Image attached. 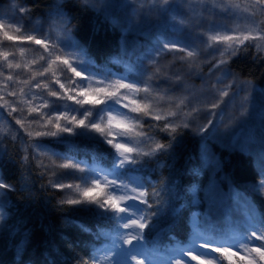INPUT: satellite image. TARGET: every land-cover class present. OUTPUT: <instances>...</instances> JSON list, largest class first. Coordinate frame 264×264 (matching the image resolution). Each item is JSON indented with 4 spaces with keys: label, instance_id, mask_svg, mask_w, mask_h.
<instances>
[{
    "label": "rangeland",
    "instance_id": "obj_1",
    "mask_svg": "<svg viewBox=\"0 0 264 264\" xmlns=\"http://www.w3.org/2000/svg\"><path fill=\"white\" fill-rule=\"evenodd\" d=\"M63 1L57 0V5ZM180 3L185 14L175 16V20H172L154 11L155 7H159L156 0H89V5L107 17L121 33L122 29H130L126 37L127 51L118 63L125 71L112 80L102 78L93 72L84 46L76 41L71 29L66 31L67 18L60 11L58 14L53 13L55 15L46 23L43 30L36 24L27 28L23 35L39 36L49 42V53L43 55L48 56V70L41 74H44L43 87L45 84L50 87H44L45 92L39 90V93H36L37 88L32 84L29 91V97L34 98L31 108H36L38 112L44 111L43 114H46L49 108L54 109L51 114L54 118L52 123L42 130L55 131L56 123L64 127L71 122L73 131L55 136V142H68L71 137L78 135L100 139L106 143L111 139L113 143L108 144L119 153L116 170H121L129 162L121 166L120 161L124 159L121 155L123 150L116 148V144H126L135 149L136 151L132 153L124 154L130 158L134 154L137 155V152L145 153L154 149L153 140L142 130L144 120L159 115L177 126L188 122L193 127H199L206 124L209 112H212L213 116L210 118L213 124L206 133L197 135L201 143H207L211 152L220 161L221 151L242 150L254 157L258 168L264 166V88L244 80L229 67V61L246 46L264 55V9L256 7L255 0H180ZM13 17L20 21L14 6L9 11L0 13V18H4L6 24ZM181 20L183 24L179 23ZM20 23L22 24V21ZM5 30L10 35H22L13 28L6 27L3 32ZM226 35L232 36L233 40H212L213 36ZM245 36L248 37L247 40L243 39ZM165 43H176L177 47L172 50L162 49ZM21 48L24 52L21 53V49L14 52V62L27 63L31 62V58L44 61L33 47L29 48V51L25 50L26 46ZM58 48L64 50L59 51ZM189 51L194 54L188 56ZM57 56L68 58L73 66L82 72V76L87 78L86 81L82 82V78L75 77L70 70L64 72L65 66L56 61ZM220 60L226 63L219 68H213L212 65L218 64ZM50 73L56 80L64 83L68 91L60 89L59 84L53 85ZM118 82L133 84L134 88H120ZM101 87L106 91L117 92L121 97V103L115 104L102 93L98 95L105 102L100 105H80L68 98L75 96L77 100L83 99L79 95L81 90L93 92ZM54 90L59 91L58 97L50 95ZM224 91L228 92L227 96L223 95ZM8 92L4 86L1 87L0 95H7ZM134 100L138 103L133 104ZM124 104L129 107L124 108ZM213 104L217 107L213 108ZM133 107L141 108L146 114L131 112ZM86 110L92 115L85 119V125H88L89 120L98 123L105 129L107 135L96 132L90 126L78 125L77 122L84 119L81 115ZM73 116L76 117V121H72ZM216 126L219 127V131H214ZM202 137L208 139L203 141ZM233 141L235 148L230 150L228 146ZM34 146H38V151L43 155L41 157L48 170L46 172H49V178L56 179L64 185H73L70 189L60 188L66 199H79L82 201L80 205L90 206L101 214L115 213L110 209L100 208L97 204L86 202L82 195L85 188L94 187V181L99 179L103 192L97 190V194L105 198L114 195L119 206L127 208L125 213H115L119 218L122 232L114 237L112 245L97 258L101 264H109V260H112L113 264H137L141 259L144 264H176L177 261L199 264V261H191L186 255L188 252L201 254V259L205 262L213 260L217 264V255L221 253L213 252L211 248L231 247L233 251H239L240 255L247 256L245 244L249 248L264 244V241L250 240L251 232L256 231L258 235L259 232H264V220L248 199L239 197L225 201L218 195L215 204L212 206L208 204L207 215L201 223L203 231L195 236L188 246L170 251L167 257L156 260L148 258L142 240L138 242L134 240L132 245H127L119 239L121 235L135 231L132 228H123L122 225L129 220L136 218L140 222L148 223V226L152 221L149 207L140 201L127 198L137 195L130 191L131 188H137L138 192L142 191V188L118 181L114 172L107 173L67 156L60 159L55 151L48 150V147L39 143ZM68 163L77 164L79 167L67 169L59 167ZM208 169L212 178L214 165H210ZM215 179L221 189L227 192L229 186L224 185H228L229 179L222 169L216 172ZM113 180L116 184L112 187ZM4 191L0 192V203L5 201L9 203V190ZM261 192H264V189H261ZM0 212H4V208L0 209ZM139 231L142 234L143 230ZM206 241L211 243L209 249L200 246ZM109 249L112 252L107 251ZM251 258L256 259L257 264H261L258 254L253 253ZM235 259L239 257H234L233 261Z\"/></svg>",
    "mask_w": 264,
    "mask_h": 264
},
{
    "label": "trees",
    "instance_id": "obj_2",
    "mask_svg": "<svg viewBox=\"0 0 264 264\" xmlns=\"http://www.w3.org/2000/svg\"><path fill=\"white\" fill-rule=\"evenodd\" d=\"M57 4V0H0V13L9 11L12 6L16 11L21 6L28 9L22 21L26 33L27 28L34 24L43 30L55 15L53 13L60 11L68 19L76 41L84 46L93 72L109 80L121 75L125 68L113 62L114 58H121V31L92 6L84 5L83 0L78 3L77 0H64L62 4ZM22 46H26V51L33 47L39 57L45 54L42 45L29 41H6L3 30H0V52L8 51L14 55ZM13 55L8 62L0 56V89L4 86L9 92L17 93L15 97L0 95V178L13 186L9 190V203L4 208L10 217L7 220L9 228L0 231V264H18L14 245L20 236L13 240L9 231L10 226L19 220L26 221L24 230L31 231L19 264H81V260L85 264H101L97 258L122 232L115 213L101 214L90 206L58 203L67 199L60 188L49 186L52 178L46 172L38 146H34L36 143L55 151L60 159L67 156L107 173L114 172L115 178L122 183L137 185L142 190L148 188L152 221L141 234L148 258L156 260L167 257L170 251L188 246L203 231L201 223L208 211L203 191L199 193V204H193L187 192L194 184L204 189L211 179L209 169L204 170L201 176L190 172L191 169L201 168L202 143L199 136L188 128L178 127L173 139L169 133L161 130L168 120L162 117L159 121L154 117L148 118L144 120L142 130L153 140L154 149L157 143L171 146L150 156L134 154L131 158H135L136 162H129L121 170H116L119 153L100 139L78 135L68 142L57 143L52 136L37 137L35 132L45 130L48 120L54 119L51 115L53 108H49L46 114H43L44 111L32 112L34 98L29 97L30 87L37 82L41 87L37 88L36 93L46 91L43 87L44 74L41 73L48 70L47 63L33 58L27 63L14 62ZM8 63L13 67L9 68ZM16 64L20 68H16ZM229 67L244 80L264 88V55L246 46L229 61ZM8 76H12L11 81L7 80ZM50 76L53 85H56V77L51 73ZM13 99L16 104L11 106L17 108L16 112L4 106L5 100ZM17 119L22 120V125L15 123ZM220 158L222 172L229 179L224 187L231 186L244 193L264 220V195L252 190L260 174L254 157L242 150H223ZM152 191H156L157 196H151ZM70 221H76V224L91 231H82ZM234 262L243 264L239 259ZM217 264H229V261L219 254Z\"/></svg>",
    "mask_w": 264,
    "mask_h": 264
},
{
    "label": "snow or ice",
    "instance_id": "obj_3",
    "mask_svg": "<svg viewBox=\"0 0 264 264\" xmlns=\"http://www.w3.org/2000/svg\"><path fill=\"white\" fill-rule=\"evenodd\" d=\"M78 2H79V0H77V3ZM156 2L159 5V7H155L154 11L157 12L159 15H162V16L168 17L169 19L175 20V16L185 14L183 11L182 5L180 3V0H156ZM60 4H62V3H60ZM83 4L88 5L89 0H83ZM255 6L261 8V9H264V0H255ZM27 12H28V9H26L23 6H21L17 9V14L20 15V21H24V19L26 18L25 14ZM169 14H174V15H169ZM20 21H17L15 19V17H13L12 19L8 20L7 24H6L5 19L0 18V30H4L6 27H8V28H13L14 31L17 33H23L24 27L20 23ZM179 23L183 24V21L181 20ZM70 29L71 28L69 26V21H68V19H66V31L70 30ZM129 30L130 29H128V28L122 29V38H121V44H120V55L121 56H123L127 51L126 37H127ZM3 35H4V39L6 41H9V42L29 41V42H33L36 45H42L43 49L45 50V53L46 54L49 53V42L46 41L45 39L37 38L35 35H23V34L22 35H10L9 32L6 30L3 32ZM69 39H70V36H69ZM217 39H219L221 41H231V40H233V37L230 35H226L223 37H217V36L212 37L213 41H216ZM243 39L247 40L248 37L245 36ZM241 42H243V41H241ZM176 47H177L176 43H165L162 45V49H165V50H172V49H175ZM58 50L63 51L64 49L58 48ZM180 50L183 51L184 49H180ZM23 52H24V49L21 48V53H23ZM193 54L194 53L192 51H189L187 53L188 56H192ZM12 55H13V53H10L8 51L0 52V56L3 57V60L5 62H8L9 57ZM77 58H78V54H77ZM41 59H43L45 61V63H47L48 56L47 55L42 56ZM56 61H59L63 66H65L63 69L64 72H67L68 70H70V72L72 74H74L75 77H81L82 82L86 81L87 78L82 76V72L78 71L77 68L75 66H73V63L70 62V60L68 58H62L60 56H57ZM79 62H82V61H79ZM113 62L120 63L121 60L114 58ZM225 63H226V61L220 60L218 64H213L212 67L213 68H219L220 65H223ZM8 67L12 68L13 65L11 63H8ZM15 67L20 68V65L16 64ZM7 80L11 81L12 76H8ZM56 83L59 84L60 89H64L65 91H68V89L65 88L64 83H61L59 80H57ZM228 86L231 87V85H228ZM35 87L40 88L41 84L39 82H37ZM44 87L49 88L50 85L45 84ZM119 87L123 88V89H132V88H134V85L129 84V83H119ZM145 91H147V89H145ZM99 93H102L108 100L113 101L115 104L121 103V97L118 95L117 92L106 91L102 87L95 89L93 92H89L87 89L81 90L79 92V95L81 97H83V99L77 100L75 96H69L68 98L75 100V102L77 104H80V105H100V104H103L105 101L100 98V96L98 95ZM7 95L10 97H15L17 95V93L15 91H10L7 93ZM50 95L53 97H58L59 91L58 90L51 91ZM223 95L227 96L228 92L224 91ZM132 103L137 104L138 102L134 100V101H132ZM15 104H16V101L14 99L11 101H9V100L4 101V106L10 107L11 112L17 111L16 107L11 106V105H15ZM45 107H47V104H45ZM123 107L128 108L129 106L127 104H124ZM212 107L215 108V107H217V105L213 104ZM31 111L36 112L37 109L32 108ZM131 112L138 113V114H146V113H143V110L139 107L131 108ZM48 115L50 116V113ZM91 115H92V113L90 111L86 110L81 115V116H84V119H80L77 122L78 125L81 127L90 126L96 132L107 135V133H105V129L103 127H101V125L98 123H92L91 120H89L88 125H85V119H87ZM212 116H213V113L209 112V119L207 120L206 124L201 125L199 127H193L188 122L183 123L182 125H179V126L174 125L170 122H165V124H163L161 126V130L169 133V136H171L173 139H175L178 127L191 128L193 130L194 134L200 135V134L206 133L209 129V126H211L213 124V121L210 118ZM62 118L63 117H61V119ZM154 119L159 121L161 119V117L159 115H157L154 117ZM72 121H76L75 116L72 117ZM15 123L22 125L23 122H22V120L17 119L15 121ZM48 123L51 124L52 120L49 119ZM70 123L68 126H64V127H62L59 123H56L55 124V129H56L55 131H36L35 136L39 137V136L47 135V136L55 137V136H58L60 133H70L73 131V128L70 126ZM219 130L220 129L217 126L214 129V131H219ZM29 135L31 136L32 133H29ZM207 139H208V137H202L203 141H206ZM107 141L110 144L113 143V141L111 139H108ZM170 146H171L170 144L157 143L156 148L153 151L145 152V153L137 152V156H140V155L150 156V155L155 154L156 152L163 151L164 149H167ZM115 147L123 150L121 152V155L124 156V159H122L120 161L121 166H124L125 162H132V163L136 162L135 158H130L127 155H124L125 153H132V152L136 151L135 149L126 146V144H116ZM228 147L230 150L234 149L235 148V142L233 141V143L231 145H229ZM201 162H202L201 168L191 169L190 170L191 174L196 175V176H201V175H203V171L208 169L210 165H214V171L212 173V178L210 179L207 187H205L204 189H201L198 185L194 184L189 189H187L188 194L192 198L193 204H199L201 202V198L199 195V193L201 191H203V200L207 201L209 206H212L213 204L216 203L218 195L220 197H222L223 200H225V201L229 198H239V197H244L245 200L247 199V197L245 196L244 193L238 192L235 188H233L231 186H229V189L227 192H225L221 189L219 183L215 179V174H216V172H219L221 170L222 162L219 160L218 157H215V155L211 152L207 143H202V145H201ZM59 167L65 168V169H67V168H78L79 165L73 164V163H68V164H62ZM259 173H260L259 179L257 181V184L259 185V187L257 188L256 186H254L252 188V190L259 192L260 194L264 195V192H261V189H264V166H259ZM53 175H55V173H53ZM111 184L113 187V185L116 184V181L115 180L111 181ZM49 186L54 187V188L67 187L69 189L73 187V185H71V184L64 185L62 183H57L56 181H53V180L49 181ZM12 187H13L12 185H8V184L4 183L3 181H0V192H5L4 191L5 189L10 190V189H12ZM77 187H79V186H77ZM154 187H152V188H154ZM97 190H100L101 193L103 192V188L101 187L99 179H96L94 181V187H88V188H85L83 190L82 195L85 198V201L88 203L97 204V205H99L100 208L110 209L115 213L127 212L126 207H120L119 206L116 196L111 195V196H108L107 198H105V196L97 194ZM130 191L132 193H137V195L129 196V197H127L128 199L140 201L142 204L146 205L147 207H149V208L151 207V204H149V200H148V197L150 195L148 188H143L142 191L138 192V189L133 187L130 189ZM151 196H157V192L152 191ZM123 198L124 197H121V199H123ZM58 203L61 205H63V204L78 205V204H81L82 201L79 199L69 198L67 200H60V201H58ZM6 205H8L7 201H5L4 203H0V209L5 208ZM106 205H107V207H106ZM194 215H197V214H194ZM8 219H10V217L8 215H6L5 212H0V221H2V223H0V231H3L4 229L9 228V226L7 225ZM129 221H130V223H129ZM129 221L122 225L123 228H125V229L132 228L135 231L121 235L119 237V239L122 241L123 244L132 245L134 240L137 242L140 240H143V236L141 235V232L139 230H143L146 227H148V223L140 222V220H138L136 218L131 219ZM25 223H26V221L19 220L15 223L14 226H10V231H9V236L13 240L17 236H20V239L14 245L16 248V255H17L18 264H19V258L21 257V255L25 249V246L28 244L29 239H30V235H31L30 230H24L23 226ZM70 223L76 224V221H70ZM76 226L81 228L82 231H84V230L91 231L90 229H86L85 226H83V225L76 224ZM257 233L258 232H256V231L251 232L250 240L264 241V232H259L260 233L259 235ZM100 234H105V233H100ZM62 239H64V238L62 237ZM200 246L204 249H209L211 246V243H208L206 241L203 244H201ZM244 247H245V250L248 252L247 256L240 255L239 251H233V249L231 247H215V248H211V251L221 253L224 257H226L229 260V264H235V262L233 261L234 257H239V260L241 262H243V264H257V260L251 258L252 254L256 253V254H258V258H259V261L261 262V264H264V244H261L260 246L254 247V248H249L247 246V244H245ZM54 251H55V249H54ZM107 251L112 252L111 249H109ZM186 255L191 259V261H199V264H215V261H213V260H208L207 262H205L203 259H201V254L188 252V253H186ZM81 264H85V262L83 260H81ZM109 264H113V261L109 260ZM137 264H144V261L141 259V260L137 261ZM176 264H186V262L177 261Z\"/></svg>",
    "mask_w": 264,
    "mask_h": 264
}]
</instances>
